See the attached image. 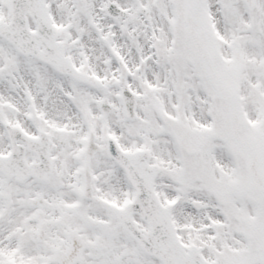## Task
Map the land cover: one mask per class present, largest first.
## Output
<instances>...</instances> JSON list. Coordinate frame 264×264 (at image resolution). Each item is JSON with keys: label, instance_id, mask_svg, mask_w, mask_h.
I'll list each match as a JSON object with an SVG mask.
<instances>
[{"label": "snow or ice", "instance_id": "6c2138e0", "mask_svg": "<svg viewBox=\"0 0 264 264\" xmlns=\"http://www.w3.org/2000/svg\"><path fill=\"white\" fill-rule=\"evenodd\" d=\"M0 264H264V0H0Z\"/></svg>", "mask_w": 264, "mask_h": 264}]
</instances>
